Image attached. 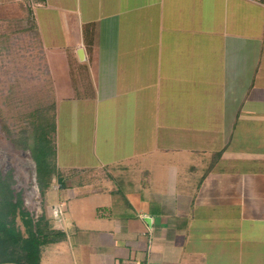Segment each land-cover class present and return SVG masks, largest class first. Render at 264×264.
Listing matches in <instances>:
<instances>
[{
    "label": "crops",
    "instance_id": "crops-1",
    "mask_svg": "<svg viewBox=\"0 0 264 264\" xmlns=\"http://www.w3.org/2000/svg\"><path fill=\"white\" fill-rule=\"evenodd\" d=\"M11 1L33 7L48 48L67 41L63 34L55 35L64 29L80 35L73 45L84 49L85 60H78L86 63L84 77L93 88L63 105L66 118L61 125L67 133L59 130L58 163L71 175L67 187L84 172L118 181V189L82 191V198L95 193L109 197L101 204L110 209L104 221L97 226L83 223L92 234L115 235L110 245L91 242L99 250L95 262L221 263L213 259L217 244L232 249L230 264H263L260 258L251 263L241 256L264 258V3ZM138 33L145 34L152 54L160 55L153 67L123 57V49H135ZM99 42L102 49L96 46ZM78 100L81 104L75 105ZM60 117L59 110V129ZM70 130L78 137L66 135ZM69 147L79 160L62 151ZM69 192L63 195L66 199ZM122 192L124 205L114 209L109 193ZM57 197V205L46 209L66 225L68 206L63 211L66 201ZM69 221L76 223L74 218ZM248 235L260 247L247 245Z\"/></svg>",
    "mask_w": 264,
    "mask_h": 264
},
{
    "label": "rangeland",
    "instance_id": "rangeland-1",
    "mask_svg": "<svg viewBox=\"0 0 264 264\" xmlns=\"http://www.w3.org/2000/svg\"><path fill=\"white\" fill-rule=\"evenodd\" d=\"M239 18L240 17L237 16L238 20ZM145 20L148 21L147 18H145ZM31 23L32 18L29 17L28 7L22 2L0 0V167L4 172L13 170L15 179L17 180V185H15V187L25 191L24 196L29 208L34 214L39 215L42 211V207L39 198L40 192L34 179L36 170L35 162L29 150L15 147V143L7 134L6 127L16 129L17 131L21 128H25L33 134L35 130V124L33 123L39 124L40 115L47 114L51 111L50 107L55 105L58 136L59 130L61 133H67V131H65V126L61 125V122L66 118L65 108L70 105L67 100L73 102L75 99L83 98L84 94L89 93L90 89L93 87L89 82L90 78L84 77L86 63L82 64L78 60V48L76 49L73 45L76 40L80 41V35L64 29L63 33L57 32L55 35L63 34L67 40L65 42L66 44L62 42L63 44L60 46L53 45L51 48H48L42 41V32L40 31V35L36 36L31 28ZM230 25L234 24L230 23ZM91 28L92 27L88 28V30ZM49 33H51V31H48V34ZM44 35L47 36V32H45ZM91 35L92 33L90 37ZM99 35L97 34L96 36L98 37ZM137 37L138 40L132 42V45H135V49L133 47V49H123L126 51L123 57L128 58L129 62L130 56H133L135 58V60L132 61L133 64L138 62L144 67L147 66L148 68V65L153 67L156 64L157 57L160 55H153V51L147 48L148 44L147 42L145 43V34L139 36L138 33ZM103 39L107 40L108 38ZM106 43L109 44V41H106ZM106 43L105 48L108 47ZM96 46L100 47V49L103 47L100 42ZM157 53H159L158 50ZM144 58H146V61ZM140 61L143 63H140ZM96 62L95 60L93 67L96 65ZM141 71L145 70L143 68L137 69V72ZM128 97L129 95L127 94L125 97L123 96V99H128ZM79 100L74 102L75 105L81 104ZM109 101L112 102V99ZM183 102L186 103L185 99ZM83 103L84 102H82V104ZM48 108L50 110H47ZM59 110L61 116L60 129L58 120ZM109 123H113V121L109 120ZM61 127H63V129H61ZM69 133L72 137H78V133L75 130L68 131L66 135L69 136ZM58 139L59 137H57V142ZM63 139L64 145L65 142H67L65 134L63 135ZM127 145L134 148L136 151H138L140 147L137 146L135 148L130 144ZM75 148V152L80 153V146ZM63 149L69 151V155L77 160L81 157L79 154L72 153L74 149L72 147L68 149L62 148V151ZM95 151H98V146H96ZM84 152L85 149L82 148L81 153ZM210 153L211 152L207 151V154ZM121 163H123V160L120 159L117 164L119 165ZM65 172L68 174L69 170ZM92 174V172L88 174L84 172L75 178L72 186L67 187V189L69 188L68 190L71 191L69 192L70 196L67 195L68 199L63 196L68 190L67 192L64 190H53L54 192L50 194L51 206L57 205V202H59L60 199L57 197L58 194L63 200L65 199V205L63 204L60 208L63 210L67 205L69 214L66 213L67 215H64V217L68 218L67 221L70 219L73 220L74 218L76 223L71 224L69 221V224H67L66 221L65 225L62 218L56 219L58 225H62L63 227L65 225L72 229L67 230V228H65L67 230V240L43 245L41 264H97L93 256L98 254L99 250L94 248L93 245L95 244H91V242L110 245L112 241L115 240V235H109L108 233L92 234L90 231H87V228L84 227L85 225L83 226V223L95 226L99 225L100 222L104 221L102 218L110 213V209L101 207V204H104L106 199L109 198L105 194L100 196L95 195L96 193L94 194L95 196L93 194H88L86 198H82V191H91V189L98 187L107 188L106 186L119 188L118 181H115V179L102 176L101 173H96L95 176ZM142 179L148 182L149 177L145 176L142 177ZM109 194L112 196L114 209H118L124 205L123 203L127 198L124 192L118 195L116 194L117 196L111 193ZM122 195H124V198H122ZM60 211L61 210L57 212L58 215H61L62 211ZM69 215L71 216L70 219ZM18 222L22 229L25 230L22 220L19 219ZM80 227H83V229L81 230ZM248 237L247 245L253 249L260 247L259 243L257 245L256 242L252 241L250 238L253 236L248 235ZM235 242L237 245H241L240 241L235 240ZM249 246L248 249H250ZM215 248L217 254L213 259L221 263L214 264H230L228 261L230 262L231 259L228 254L232 249L217 244ZM244 249L245 248L242 247L240 249L241 252H245ZM108 250L111 249L108 248ZM262 252L263 249L261 253ZM122 255L128 256L125 253ZM256 258L264 260L260 254L251 255L249 253L241 256V260H246V262L251 261V263H254L253 261L256 260Z\"/></svg>",
    "mask_w": 264,
    "mask_h": 264
},
{
    "label": "trees",
    "instance_id": "trees-1",
    "mask_svg": "<svg viewBox=\"0 0 264 264\" xmlns=\"http://www.w3.org/2000/svg\"><path fill=\"white\" fill-rule=\"evenodd\" d=\"M264 3V1L262 0ZM28 7L32 18L31 28L40 35L39 25L33 7ZM52 105L51 111L40 115L34 132L6 127L7 134L18 149L31 152L36 165L35 182L40 192L42 211L34 214L28 206L23 189L15 187L17 180L13 170L4 172L0 167V264H41L43 245L57 243L67 238L66 230L56 222V217L46 209L50 205V193L63 190L71 175L62 171L58 163L57 114ZM47 110H50L49 108ZM21 219L25 230L18 220Z\"/></svg>",
    "mask_w": 264,
    "mask_h": 264
},
{
    "label": "water",
    "instance_id": "water-1",
    "mask_svg": "<svg viewBox=\"0 0 264 264\" xmlns=\"http://www.w3.org/2000/svg\"><path fill=\"white\" fill-rule=\"evenodd\" d=\"M78 56H79V59H80L81 61H84V60H85L84 49L80 48V49L78 50Z\"/></svg>",
    "mask_w": 264,
    "mask_h": 264
}]
</instances>
